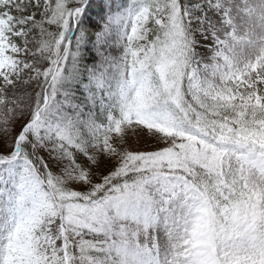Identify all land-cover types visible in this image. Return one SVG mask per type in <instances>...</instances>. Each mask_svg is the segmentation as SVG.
I'll return each mask as SVG.
<instances>
[{
    "label": "snow or ice",
    "instance_id": "1",
    "mask_svg": "<svg viewBox=\"0 0 264 264\" xmlns=\"http://www.w3.org/2000/svg\"><path fill=\"white\" fill-rule=\"evenodd\" d=\"M0 264H264V0H0Z\"/></svg>",
    "mask_w": 264,
    "mask_h": 264
}]
</instances>
